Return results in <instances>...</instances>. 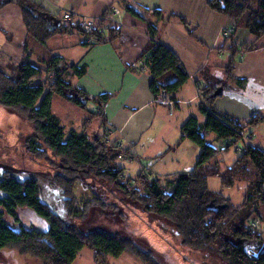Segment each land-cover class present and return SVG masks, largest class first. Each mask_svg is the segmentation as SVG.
<instances>
[{"label":"trees","instance_id":"1","mask_svg":"<svg viewBox=\"0 0 264 264\" xmlns=\"http://www.w3.org/2000/svg\"><path fill=\"white\" fill-rule=\"evenodd\" d=\"M14 1L21 12L27 39L32 38L42 47L51 36L73 32L85 35L94 44L118 38V26L110 17L109 9L91 23L90 32L87 33L82 31L78 20L51 24L48 14L39 6L28 0ZM256 1L255 9H251L249 0L207 1L211 11L229 18L234 31L242 27L254 37L252 43L241 45L240 50L243 51L256 48L257 40L264 35V0ZM4 4L1 2L0 7ZM124 11L148 21L146 10L125 7ZM151 15L156 21L162 19L158 10L152 11ZM179 21L185 25L183 20ZM147 28L149 41L138 57L136 67L145 68L149 74V91L154 98L164 92L174 101L173 93L187 82L189 75L176 54L158 42L157 28L152 23H148ZM26 48L24 43V51ZM228 50L230 59L224 67V79H216L205 70L198 73L202 83L197 84V92L201 96L199 110L205 118L204 122L199 124L194 116H190L180 126V138L190 140L199 149L197 161L190 173H179L163 182L151 179L143 170L134 177H124L123 167L117 160L123 156L129 157L128 152L119 147L116 141H109L104 136L88 138L84 128L89 120L83 123L80 131L69 129L64 132L61 121L51 110L52 98L58 96L85 110L88 98L81 100L80 97L85 96L83 92L71 87L66 78L69 69L74 76L81 77L86 71L85 64L66 66L57 56H52L44 68L40 66L43 63L36 65L29 61L18 64L0 62V107L22 116L30 125L32 135L24 139L22 155L30 162L43 161L52 171V186L59 192L67 220L81 221L92 206L102 211L115 210L113 205L96 194L80 201L74 197V187L79 180L94 178L99 184L115 188L121 197L137 204L145 214L161 217L171 223L181 239L182 247L200 252L210 250L225 264H264L261 232L254 221L243 219L251 210L258 218L261 217L254 206L264 201V152L247 142L235 162L221 170L217 161L210 163L218 150L206 140L211 134L221 142L243 140L246 128L255 127L262 119L255 114L242 124L210 109L211 103L229 90V82L234 79L232 65L237 52L234 42ZM44 69L49 76L42 79ZM234 80L240 88L245 85L243 79ZM68 88L74 89L77 94L75 98L65 93ZM108 99V94H101L93 100L102 106ZM90 114V117L99 116L97 113ZM223 148L226 149V146ZM213 175L218 176L222 187H232L237 181L247 184V193L240 206H234L229 198L208 189L207 177ZM39 191L36 178L1 175L0 249L7 248L19 255L30 256L41 264H72L82 248L91 251L93 264H106L108 257L116 258L123 254L136 258L141 264H158L151 251H143L118 232L98 229L80 232L75 225L67 224L58 217L48 204L42 203ZM19 208L34 212L46 222L47 231L22 225L16 213ZM242 210L245 216H242ZM5 215L19 225L18 229L13 230L7 224ZM251 240L261 241L260 247L245 249L242 242Z\"/></svg>","mask_w":264,"mask_h":264},{"label":"crops","instance_id":"2","mask_svg":"<svg viewBox=\"0 0 264 264\" xmlns=\"http://www.w3.org/2000/svg\"><path fill=\"white\" fill-rule=\"evenodd\" d=\"M28 1L45 11L51 24H56L54 20L59 19L60 14L65 11H71L73 15L77 14L78 19L92 23L110 7L119 10L117 17H113L119 30L118 38L115 40L107 39L104 43L94 44L86 37L87 47L86 45L84 47L82 37L74 36L76 32H73L51 36L45 42V47H42L32 38L27 39L22 15L15 1L0 0V3H5L0 7V62L11 61L18 64L29 61L36 65L43 63L44 66L52 56H57L66 66L85 64V73L77 77L73 85L69 79L67 80L71 87L80 89L86 97L97 99L98 95H109L107 102L102 106L98 105V112H95L99 114L100 125L104 131L98 137L104 136L108 140L107 136H114L113 140L123 145L132 160L137 159L145 143L149 146L151 144L166 146V151L161 154H149L153 164L158 168L155 173L149 171L155 174L153 179L163 182L179 173H190L194 167L199 149L191 146L190 142L184 143L186 139L180 138V126L190 116H194L199 124L204 122L205 118L200 113V104L196 99L197 84L202 85L198 73L205 70L216 79H224V67L230 59L228 49L233 42L237 52L233 57L232 76L234 79L245 80V85L240 88L232 79L229 82V90L215 99L210 109L242 124L251 116L259 114L262 117L261 121L253 127L252 132L249 130L251 127L246 128V135L249 134L250 139L247 137L245 139L264 152V43L260 45L257 40L256 48L252 51H243L240 50L241 45L252 43L253 36L247 33L241 44L234 41L232 36L228 38L221 36V28L229 27L230 20L211 11L208 0ZM125 7L146 10L145 17L148 21L126 13ZM154 10L161 13V20L156 21L152 17L151 13ZM179 19L185 22L184 26ZM148 23L157 28L158 42L176 54L189 75L187 82L172 95L174 105L178 109L177 116L174 112L168 114L155 102L149 91V74L145 68L136 67V61L149 41ZM24 43L27 45L25 51ZM40 50H44L43 57L39 55ZM35 56L37 59L32 61V57ZM220 71L222 77H217L216 73ZM69 75L67 73L66 77H70ZM195 111L200 116L196 115ZM208 136L212 137L211 142H208L211 146L214 147L213 142L222 143L216 140L213 134ZM181 144L187 145L180 147ZM223 147L225 145L221 146ZM144 153L148 155L146 151ZM214 157L210 163L217 161L219 168L223 170L220 161ZM162 165L167 166V169L162 170L160 168ZM43 225L42 231H47L46 222Z\"/></svg>","mask_w":264,"mask_h":264},{"label":"rangeland","instance_id":"3","mask_svg":"<svg viewBox=\"0 0 264 264\" xmlns=\"http://www.w3.org/2000/svg\"><path fill=\"white\" fill-rule=\"evenodd\" d=\"M251 9H255L257 5L256 0H249ZM62 13L59 19L54 20L56 24L67 22L62 18ZM78 19L77 14L72 15L70 20ZM80 20V19H78ZM246 30L242 27L235 29V33L231 34L234 41H238L239 44L245 40ZM74 36L82 37L83 45L85 47L86 36L80 33H75ZM264 36L258 40V44L263 45ZM83 47V46H82ZM87 47V45H86ZM44 50H40L39 55L42 57ZM51 57V56H49ZM48 57V58H49ZM37 58L32 57V61ZM31 60V58H30ZM7 64V62H1ZM44 68L43 64L40 65ZM70 77H66L73 85L77 76H74L70 69L68 71ZM49 74L44 69L41 78L45 79ZM217 77H222V71L216 73ZM50 81V77L48 78ZM73 88H68L65 93L75 98L77 94L73 91ZM81 100L88 98L85 102V110L79 108L77 105L69 102L68 100L61 99L58 96H53L52 107L53 114H55L61 121L64 132L73 128L76 131L81 130L83 123L89 120L84 128L88 138H93L104 133L102 126L100 125L101 120L98 117H90V113L98 112L99 102H95L91 97L84 96L80 97ZM199 102L198 98H196ZM161 105V104H160ZM196 105V104H195ZM162 106V105H161ZM166 111V106H162ZM193 108V106L191 107ZM196 110V109H195ZM178 109L175 105L172 109L175 116L178 114ZM171 112V113H172ZM195 114L199 113L195 111ZM200 116V115H199ZM90 117V118H89ZM253 128H249L252 132ZM32 133L30 125L24 120V118L10 109H4L0 107V177L2 174H8L15 177H32L38 180L39 185V200L48 204L50 209L67 224L74 223L80 232L93 231L98 229L101 231H107L110 233L118 232L122 237L128 238L133 241L137 247L143 251H151L155 262L158 264H225L222 259L215 256L212 251L206 250L205 252L193 251L186 247H182L175 228L169 222L161 217H155L150 214H145L141 207L137 204L129 202L127 199L121 197L117 190L113 187L107 186L106 184H99L98 180L90 178L87 180H79L76 183L73 191L74 197L77 201L81 199H90L92 194H96L100 198H103L105 202L113 205L115 210L105 209L100 210L94 206L89 207L86 215L81 221L78 220H67L65 212L62 208V201L59 199V192H57L52 186V171L41 161L30 162L22 155V143L26 137H29ZM108 140L114 139V136H107ZM148 140H152L148 138ZM212 137L208 136L207 142H211ZM114 141V140H113ZM157 142V141H156ZM155 142V143H156ZM192 144L195 149V145L190 140H185L184 143ZM248 142L246 139L234 141L231 143L229 140H224L218 144L213 142L218 153L214 157L220 161V167L231 166L236 159V156L241 153L243 146ZM117 143V142H116ZM124 144V143H123ZM125 145V144H124ZM187 144H181L180 147ZM225 145L226 149L221 148ZM166 147V146H165ZM159 147L157 144L150 146L148 144L138 147L141 153L137 159L132 160L129 157H121L117 160V163L123 167L124 177H134L137 172L144 168V172L149 173L151 179L155 178V174L149 172H157L156 164H153V159L150 155L161 154L166 151V148ZM149 151H148V150ZM148 153H144V151ZM189 153V151H188ZM164 156H166L164 154ZM163 159V158H162ZM163 162V160H162ZM162 170H166L167 166H160ZM208 189L212 192L220 193L224 198H229L230 202L234 206H240L244 201V196L247 193V184L243 181H237L232 187H222L217 176L213 175L208 177L207 180ZM254 209H258V213L261 214V219L258 215L251 210L248 212L247 217H244L245 221H251L257 224V229L261 232L262 239L264 241V201L259 202ZM19 222L24 226H32L43 230V220L34 214L28 208H19L16 210ZM242 216H245L244 210H242ZM4 219L7 224L15 230L18 229L19 225L13 223L11 218L5 215ZM243 247L245 249H256L260 247L261 241L251 240L249 242L243 241ZM0 264H41L39 260L33 259L30 256L19 255L17 252L4 248L0 249ZM72 264H93V254L87 248H82L77 252V256L72 261ZM106 264H141L136 258L123 254L119 257L113 258L108 257Z\"/></svg>","mask_w":264,"mask_h":264},{"label":"built area","instance_id":"4","mask_svg":"<svg viewBox=\"0 0 264 264\" xmlns=\"http://www.w3.org/2000/svg\"><path fill=\"white\" fill-rule=\"evenodd\" d=\"M109 12H110V17L113 19V17H117V15L119 14V10L114 8V7H110L109 8ZM73 12L71 11H65L62 15V18L65 20H70V18L72 17ZM81 25H82V31L85 32H90L91 29V22L87 21V20H80ZM114 22V19H113ZM234 31V26L230 25L229 27H223L221 28V36L224 37H229V35ZM98 32H102V30H98ZM90 39V38H88ZM198 93V92H197ZM155 102L161 104L162 106H166V111L168 114H171L172 109L174 107V101L170 98V96L164 92H160L157 94V96L154 98ZM198 99H201L200 93H198ZM247 137V135H245L243 137V139H245ZM119 147L123 148V145L119 144ZM253 227H255V225L253 224Z\"/></svg>","mask_w":264,"mask_h":264},{"label":"water","instance_id":"5","mask_svg":"<svg viewBox=\"0 0 264 264\" xmlns=\"http://www.w3.org/2000/svg\"><path fill=\"white\" fill-rule=\"evenodd\" d=\"M56 25H58V24H56Z\"/></svg>","mask_w":264,"mask_h":264}]
</instances>
